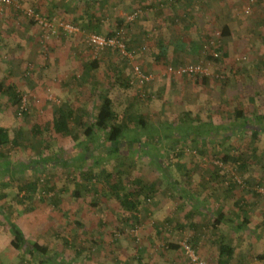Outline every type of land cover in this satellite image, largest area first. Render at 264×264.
I'll list each match as a JSON object with an SVG mask.
<instances>
[{
    "label": "rangeland",
    "instance_id": "374dc122",
    "mask_svg": "<svg viewBox=\"0 0 264 264\" xmlns=\"http://www.w3.org/2000/svg\"><path fill=\"white\" fill-rule=\"evenodd\" d=\"M248 1L196 0L197 3L190 10L191 12H221V14L231 12V28L233 30V36L231 34V72L234 71L236 74L231 73V112L223 113L224 122L226 124L229 122V126L232 127L226 128V131L223 133L219 132L215 135V132L210 131L208 134L209 130L215 129L216 124L210 123L209 125L203 124L198 126L200 121H202V117H204L203 109L202 107L199 108L198 103L194 105L190 104L192 107L197 105V107H194L196 108L194 110L188 109L194 111L191 112L193 115L190 117L184 114L186 108L183 105L179 108L177 104L175 108H170L171 112L169 115L165 114L168 119H166L164 114L161 115V118L156 117L153 105H157L159 102L151 96L148 98L142 97L137 91L138 89L130 86L128 76L131 74V68L128 64H121L120 61L123 59L119 55L112 53L108 55V57H114L115 59H103L106 56L101 57L100 62L102 65L91 73L83 75L86 80L88 79L87 81L84 79L80 81V76L82 75H78L76 77L77 83L74 82V84L78 85V88L81 86L80 89L83 92V97L88 102L87 108H92V104L98 102V97L104 94L112 96L115 110L119 114L123 113L126 106H130L132 115H142L147 119L148 125L151 126L150 130H152L149 134L154 133L157 141L160 140L156 147H153L149 142L145 145L148 146L145 152L149 153V155L122 153L111 160L105 159L104 166L109 171H114L118 174L123 172V174H120L122 176H125V173H127L131 177L139 178L144 184L157 183L160 186V190L162 188V191L165 190L167 192L162 197H159L161 191L158 192L159 194L156 196L157 200L158 198H166L165 202L169 200L172 202L173 207H184L177 212V218H175L176 215L172 219L169 218V220L173 221L171 224L168 223L167 219L163 220L162 223L157 222L152 217V210L155 204L151 205L150 202L137 215L142 220V224L137 225L139 227L138 235H131L130 229L134 227L128 228V226L133 219H127V222L122 220L126 213L121 210L117 202L111 200L108 194L99 198L100 200L97 202L95 208L92 207V203L97 201L94 194L85 193L80 198H75L72 195L74 188H77L78 185L75 180L68 182L66 174H71L72 170H75L73 169L74 165L70 163L63 164V168L59 170L56 158H53L48 164L44 162L42 169L38 168L37 173L36 168L40 166V163L37 161L33 163L31 160L32 158L40 159V157H37L39 149L36 152V146L29 145V149L23 148L20 153L10 149L5 153L4 158L0 157V189L4 184L9 182L8 174L14 170H23L21 165L25 164L23 165L26 172L25 176L33 177L36 175V177H39V191L33 195L32 201L23 202L22 195L16 198L17 191L13 186L10 185L4 188V192L9 196L15 197L17 201H13V203L15 202L14 204L17 207L12 208L10 206L12 197L10 199L8 197L4 201L0 199V264H33L27 258H25L26 261L21 262L19 256L22 255L24 257L26 254H20L18 250L11 246L9 229L11 223L16 224L21 229L25 239L29 242H39L48 246L52 252L55 251L58 254H62L66 260L73 259L77 264H138V258L142 260L141 264H169L168 257L176 260L178 264H189L182 248L178 251L165 248L170 243L180 246L183 239L186 238H188V242L193 246L199 257L207 262V264H213L217 257H219L220 242L229 244L238 253L244 252L247 255L250 262L242 260L239 263L264 264V258L261 257L264 254V121L259 124L256 120L254 121L255 116L264 115V0H256L252 10L246 13L244 12V8ZM22 3L27 4V6ZM147 3L148 5H144ZM149 3L154 4V1L141 0L140 5L135 9L125 6L111 8L108 12H104L105 15L107 14L108 20H106V23H103L104 28L101 30L102 32H95L102 35L113 34L118 29V26H116L118 19L124 16V20L127 21L128 16L138 12V15L132 22L127 21V26L129 27L126 30L124 29L125 32L127 31L126 35H124L128 41L132 40L136 37L134 30L142 23L140 28L144 26L148 31L145 32V35H147L145 42L142 40L143 37H136V45H132V48L137 51L140 50L141 52L138 51L140 53L138 55L139 59L144 58L148 62L147 59L153 58L149 52H153L145 48V44H147V41L153 39V30L150 31L146 28L145 23L150 21L147 19L149 16L156 13L152 8H144V6L148 7ZM203 3L206 4L204 8L203 5L205 4ZM31 4L32 2H21L23 8L29 7ZM158 6L162 7L160 4ZM164 9H166V6ZM166 11L172 12L168 7ZM6 14L9 15L8 12H3V19L4 17L6 19ZM2 15L0 14V18ZM17 20L19 21L18 26H16L17 23L9 25L10 23L1 22L0 20V79L5 78L6 72L9 71V68L5 67V69H2V66L6 65V62H9L11 57H14L11 54V50L16 51L11 46L7 49L6 40L16 39L20 29L25 28V23L23 24V21L18 18ZM23 20L27 21L26 18H23ZM114 28H116L115 31L113 30ZM12 31L13 33L11 34ZM82 39L83 44L78 45L76 49H78V52L82 51L84 55L83 58H78L83 64L85 59H89L94 54L92 53L91 55L88 52L90 51L89 46ZM38 54L39 56L42 55L40 51ZM46 54L48 55L47 51ZM68 54L74 59L77 57L74 51L70 50ZM198 54L196 50L194 54H191V57H187L191 60L185 61L200 62L199 59L202 57L198 56ZM177 55H179V52ZM145 61L144 65L140 61H137V63L145 67ZM205 61L209 60L205 58ZM31 64L33 66H28L31 69L27 68V71L33 75V73L38 72L40 66L34 62ZM82 64L80 67L83 71ZM167 65L166 70L169 66H176L174 64ZM32 70L33 72H31ZM168 77L173 79L179 78V76L172 74H168ZM2 83L6 82L2 81ZM176 86L177 84H174L171 88H175ZM196 90L197 94L195 95L201 97L205 89ZM208 90L210 94L211 89L209 88ZM16 91L20 97L26 96L30 103V109L26 116L24 114L20 117L17 114V109L15 110V106L6 103L8 105L0 107V123L7 124V128L12 135L14 129L17 128L22 131L26 140H32V127L34 125H40L42 128L47 127L53 120V110L58 105L51 106L50 104H45L43 108L38 109L37 107L40 106L38 102L42 101L43 103L45 90L40 91L43 94L41 96L37 92H23L20 88ZM249 96H252L250 100L248 99ZM49 98L50 95L47 100ZM210 98L212 97L210 96ZM3 99L6 100L4 96L0 95L1 104L4 103ZM124 99H126V102ZM60 105L63 106V104ZM241 107L247 113L244 120L237 121L233 117V109ZM198 108L201 112L197 113L195 111ZM4 109H6L5 112ZM178 113L181 114L179 115ZM194 113H196V117L193 120ZM91 119L92 116H87L84 121L88 124ZM245 121H249L251 125L247 126L242 132H235V134L234 130L238 131L239 129H234L233 124L241 125ZM255 129L260 132L258 140L253 141L251 131ZM44 132L45 138L43 140L46 144H44L45 147L42 148L40 156L45 157L51 152L54 153L62 150V156L64 155L65 158L74 161L78 159L79 153L82 154L80 148L78 147L77 149V145L75 146L72 138L55 135L53 132ZM78 132H82V128H79ZM188 132L204 136L198 138L200 141L201 139L206 140V138H209V142L203 147H201L200 141L195 145L191 142V138L186 136ZM232 134L235 135L231 137ZM224 135H229L230 137L226 138ZM130 138L128 136L122 140V149L139 145V142H135L136 139L132 140ZM81 140H83V137ZM86 148H90L91 150L93 148L92 155L95 156H98L101 151L99 148L96 150V146L94 147L91 144H88ZM223 149H226L230 155L231 153L235 155L245 153L243 162H245L246 168L236 169L231 161L226 165L220 166L217 159L212 160L209 157L212 150L223 151ZM28 159L32 162L27 161ZM19 161L23 163L14 166ZM2 162H7L6 164L10 162L12 166H7L6 169L8 170H6L5 166L1 165ZM45 165L48 168H45ZM17 166L19 169L16 168ZM45 182L47 183V189L53 188L50 195H45L40 191L46 189L43 186ZM170 185L171 188L169 187ZM169 196L170 199H167ZM52 197L56 198L59 203H54L53 205V202H51L53 200ZM5 203H9V205ZM203 203L211 205L213 203L223 206L228 215L225 216L226 219L224 220L228 225L217 232L218 236H222L212 242H216L214 246H211L213 244L207 245L209 240L203 243L200 242L201 239L197 237L199 233L207 235L209 233L208 230H212V218H207L206 215L200 214L199 217L203 220L205 228H198V232H195L194 228L189 225L186 226L183 222L185 214L190 213L192 210L193 212H197L198 209L202 208L201 205ZM193 205L196 208L192 209ZM216 205L213 206L215 209L212 207V214H215L213 218L218 216ZM245 214L250 218V225L246 226V230L242 229L239 231L236 226L242 222ZM148 216L149 219L146 220L145 218ZM155 221L156 224H161L159 235H156L154 230ZM187 222H190V220ZM77 223L82 224V226L79 227ZM123 225H127V227ZM122 227H124L123 230ZM148 228L152 232L150 237L144 234ZM115 233L118 236L116 239L113 236ZM63 239L75 242L78 245L88 246L90 249L84 251L79 258H72L73 252L71 250L73 249L66 250V245H63ZM145 239H148V241ZM201 247L204 248L201 249ZM156 258L159 260H156ZM35 264L38 263L36 262ZM228 264H231V259Z\"/></svg>",
    "mask_w": 264,
    "mask_h": 264
},
{
    "label": "crops",
    "instance_id": "0c3cea01",
    "mask_svg": "<svg viewBox=\"0 0 264 264\" xmlns=\"http://www.w3.org/2000/svg\"><path fill=\"white\" fill-rule=\"evenodd\" d=\"M19 1L25 3L32 2V5H29V7L34 6L33 8H36L37 12L42 16L49 18H58L63 21L70 22L78 26L84 32H90L94 30L100 32L104 28L103 23H106V20H108L107 14L105 15L104 12H108L109 10H111V8H117L119 6L131 7L135 9L140 5L141 0ZM153 1L154 4L149 3L148 7L144 6V8H152L153 11L156 12L149 16L147 19H149L150 21L145 23L146 28H148L150 31L153 30V39L147 41V44H145V48H148L149 51L151 50L153 52H149V54H151L153 58L147 59L148 62H146L144 58L139 59V57H137V61H140L141 64L143 63V65L145 61V67L142 65L143 70H145L147 73L154 74V76L156 77L155 81L147 84L145 87V91H147L153 99L159 102L157 105H153L156 117L161 118V115L163 114L164 116L169 115L171 112L170 108H175L176 104L177 106H179V108L181 107V105H183L186 110H194L196 109L194 107H197V105L192 107L190 104L194 105L195 103H198L199 108L202 107V112L204 113V117H202L200 125H209L210 123L216 124L217 126L223 125L225 123L223 120V113L231 112V73L236 74V72L234 71L231 72V31L233 36V30L231 28V12H224V14H221V12H191L190 10L193 8V5L189 9H187V7L185 6V3L188 0H185L186 2H184L183 0L184 4L182 3L181 5L175 3L171 4V2H169L168 0ZM192 1H195V3H197L196 0ZM158 4L162 5V7L160 8ZM23 5L27 6V4ZM144 5H148V3ZM165 6L166 9H164ZM204 6H206V4L203 5V8ZM157 7L159 8L157 9ZM167 7L170 8L172 12H167ZM188 10L189 12H187ZM3 12L9 13V15L6 14V19L5 17L3 19ZM159 12L162 13L159 14ZM0 14L2 15V17L0 18L1 22H8L10 23L9 25H15V23H17L16 26H18L19 21L17 20V18L23 21V24L25 23V28L20 29L19 32L17 31L18 35L16 39L6 40V42L8 43H5L7 49L11 46L12 48H15L16 51H14L13 49L11 50V54H13L14 57H11L10 61L6 62V65L4 64L2 66V69H5L6 67L9 68V71L6 72L5 78L0 79V84H2L5 89L14 86L16 90L20 88V90H22L23 92H37L39 94L40 91L45 90L43 103L42 101L38 102L40 103V106L37 107L38 109L43 108L45 104H50L51 106L58 105L57 107H60V104H63L66 106V108L69 106L80 111L85 109L88 102L85 101L86 98L83 97V92L80 89L81 86L79 85L80 87L78 88V85L74 84V82L77 83L76 77L78 75L80 76L82 73L80 67L82 62L78 58H83L84 55L82 54V51L78 52V49H76V47L83 44L81 41L83 35H67L66 33L60 32L59 34L50 36L47 32H44V30L35 22L28 19L23 14L22 10L6 8L0 11ZM23 18H26L27 21L23 20ZM121 19L123 20L124 16L121 17ZM221 22L222 24H220ZM141 24L138 25L137 29L134 31L136 37H143L142 40L145 42V37L147 36L145 35V32L148 31L144 28V26L140 28ZM225 28H228L230 34L223 36V31ZM115 29L116 28H114L113 30L115 31ZM12 33L13 31L11 32V34ZM136 37L129 41V47L132 48V45H136ZM210 41L216 43L217 51L221 53L220 59L209 60L210 76L206 77L205 79L201 77L197 79L191 77H179L173 79L168 77L165 69L168 66L167 64H174L177 66L187 63L185 60H191L187 57H191V54H194L196 50L199 53L198 56L202 57L199 60L205 61V56H203L202 48ZM222 46H224L226 49L225 56H223V51H221V49H223ZM20 50H22V52H20ZM70 50L74 51V54L77 55L76 59L72 58L68 54V51ZM39 51L42 53L41 56H39L38 54ZM46 51L48 52V55L46 54ZM88 52L92 55L91 51ZM178 52L179 55H177ZM109 54L110 53L106 54V57H103V59H115L114 57H108ZM88 57L90 56L88 55ZM90 58L92 59L93 55ZM90 58L85 59L82 67H84L87 62H91L93 60H90ZM32 62L40 66V68H38V72L33 73V75L29 71H27V68H29L28 66H33L31 64ZM120 62L121 64H128L130 66L131 74H129V76L127 75L129 78V84L131 87L138 89L135 81V75L133 73L132 64L126 60H122ZM100 64L102 65L101 62ZM30 69L31 68H29V70ZM31 72H33V70ZM217 74H221L223 78L217 79ZM2 81L6 83H2ZM174 84H177V86L175 88H171V86H173ZM209 88L211 89L210 94L208 90ZM196 89H205L201 97L195 95L197 94ZM137 91L140 95H142L140 89ZM0 95L4 96V98L6 99H3L4 103H0V107L2 105H8L6 103H9V105L13 104L12 101L9 100V97L5 94V91L4 93L0 91ZM41 95L43 94L40 93V96ZM49 95L50 98L47 100ZM210 96L215 99L210 98ZM251 98L252 96L248 97L249 100ZM124 101L126 102V99H124ZM14 106L16 110L17 106ZM199 108L195 112H201ZM193 110H191V112H194ZM5 111L6 109H4V112ZM178 114L180 115L181 113ZM194 117H196V113H194L193 119ZM166 119H168L167 116ZM227 124L230 125L229 122H227ZM0 126L7 128V124H4L3 122L0 123ZM163 194V192L160 193L159 197H162ZM165 199L158 198L157 202L154 203L155 205L153 206L152 217L155 218L157 222L159 221L162 223L163 220H169V218L172 219L175 217V215V218H177V212L184 208H176L175 206L173 207L171 204L172 202H170L169 200L165 202ZM167 199H170V196L167 197ZM215 205L216 204L213 203L212 205L203 203L201 205L202 208L200 210L198 209L197 212H193L192 210L190 213L185 214V218H183L184 224H186V226L195 225L194 229L200 227L205 228L203 220L199 217L200 214L206 215L207 218H212L213 224L217 219V217L213 218L215 214H212V207ZM216 206L218 208V216L219 214H223V220L221 221V224L215 226L216 229L214 228V226H212V230H208V235L199 233L197 236L201 239L200 242L202 243L209 240L207 245L213 244L211 246H214L216 244V242L212 243L213 241L219 239L220 236H222H218L217 232L220 231L221 228L228 225L224 221L226 219L225 216H228L226 211L224 210L225 207L223 208V206L220 205ZM194 208H196L195 205L192 206V209ZM190 214H192L193 216H190ZM188 217L190 219V222H187L189 220H187ZM145 219H149V216ZM148 229L144 232V234L146 236L149 235L148 237H150L152 235V232L150 229ZM154 230L156 235H159V233L161 232V229L159 230L155 227ZM214 236L216 237L213 238ZM145 240L148 241V239ZM202 248L204 247H201V249ZM261 257L264 258V254H262ZM156 260L159 259L156 258ZM242 260L250 262L244 252L238 253L236 250H234V254L231 256V264H242L239 263ZM168 262L169 264H178L176 260H173L169 257ZM216 263L223 264L221 263L219 257H217L216 261L213 262V264Z\"/></svg>",
    "mask_w": 264,
    "mask_h": 264
},
{
    "label": "trees",
    "instance_id": "16d2710c",
    "mask_svg": "<svg viewBox=\"0 0 264 264\" xmlns=\"http://www.w3.org/2000/svg\"><path fill=\"white\" fill-rule=\"evenodd\" d=\"M171 2V4H179L186 2L184 0H168ZM195 1L188 0L185 3V6L187 9L191 8L192 5H194ZM32 5V4H31ZM31 7V6H30ZM34 7V6H33ZM31 7L33 10H36V8ZM161 11V10H160ZM189 12V10H188ZM162 12H159V14ZM67 22V21H65ZM70 23V22H68ZM126 21L123 19H118L117 26L118 29L113 34H109L108 36H114L117 33H119L120 30H126L129 26ZM94 30L93 32H95ZM127 31H124V34L126 35ZM230 32L228 28H225L223 31V36L229 35ZM232 34V31H231ZM125 37V36H124ZM84 39V38H83ZM125 42L127 46L129 47V41L125 37ZM223 49V56L226 54V49L224 46H222ZM129 49H132L129 47ZM204 49V47L202 48ZM89 50L94 54L93 60L90 62H87L84 67L83 71L81 73L82 76H80V81L86 80L83 75H87L91 73L93 70L98 69V67L101 66L100 59L101 57L105 56V54L112 53L115 55H119L118 51L114 48H107L103 50L102 52L95 53L92 48L89 47ZM120 56V55H119ZM121 57V56H120ZM123 58V57H121ZM207 60L214 59L210 54H207L205 56ZM124 60V58H123ZM126 60V59H125ZM127 61V60H126ZM145 71V70H144ZM199 77H196L197 79ZM206 77H204L205 79ZM220 79V78H217ZM88 80V79H87ZM86 80V81H87ZM0 91L4 93L9 97V100L12 101V105H16L18 107L20 103V96L18 92L16 91V88L14 86L4 88L2 84H0ZM143 94V93H142ZM146 98H148L150 95L146 91L145 95ZM115 103L111 96L101 94L98 97V102H95L92 104V108H85L83 110H77L72 107H67L65 105H61L60 107H57L54 109L53 112V120L51 123L45 127L42 128L40 125H34L31 130L32 140H26L24 137L22 131L20 129H14L13 135L9 132L8 128H4L0 126V157L4 158L5 153L8 152L10 149L15 152H21V149H29V145L36 146V152L37 157H40L39 160L32 158L31 160L34 162L40 163V166H37L36 172L38 173V168L42 169L44 162L47 164L52 161L53 158H56V163H58L57 168L60 170L62 169L63 164H72L74 165L75 170H72L71 174H66L67 181L73 182L74 180L77 182L78 187L74 188L72 195L75 198H80L83 196V194H94L97 201H94L92 203V207L95 208L97 206V202L100 200L99 198L103 197V195L108 194L112 201L117 202L118 205L121 207V210L126 213V215L123 216L122 220L127 222V219H133L131 223H129L128 228L136 227L137 225L142 224V220L138 218V214H140L144 206L149 205L151 202V205L157 202L156 196L159 194L158 192L161 191L164 194H167V192L164 190L162 191L159 189V185L157 183H150V184H144V182L139 178L131 177L130 175H127L125 173V176H122L120 174H123L121 172L120 174L116 172L109 171L105 168L104 160H111L112 158L117 157V155L120 156V154H140V155H149V153H146V149L148 148L147 143L149 142L153 147H156L159 144V141H157L156 136L154 133L149 134L152 132L151 126L148 125V121L145 117L142 115H132L130 110V106H126L123 113L119 114L115 110ZM233 117L237 121L244 120L245 115L247 111L244 108H235L233 109ZM27 114V113H26ZM25 114V116H26ZM185 116L190 117L191 111L186 110ZM87 116H92V119L87 124L84 120H86ZM194 120V119H193ZM257 121L259 124L260 122L264 121V115H257L254 118V121ZM249 121L243 122L241 125H235L233 124L234 129L238 128V131L234 130V133L236 132H242L244 129L247 128V126L251 125ZM203 125V124H202ZM200 126V124L198 125ZM197 127V126H195ZM229 126L228 124H223L216 126L214 130H209L215 132V135L219 132L223 133L226 131L225 129ZM79 128H82V132H78ZM261 129V127H260ZM81 130V129H80ZM44 131L53 132L55 135H60L62 137H70L75 142V146L77 145L80 148V151L82 152L78 154V159H75L74 161L69 160L64 157L63 151H57L54 153H50L48 156L42 157L40 156V153L42 151V148H44ZM150 131V132H149ZM259 130L255 129L251 131V137L253 141L258 140L259 138ZM235 133V134H236ZM235 134H232L231 137ZM185 135V134H184ZM130 136L132 140H135L136 143L139 142L138 146H132L125 149H122L121 144L123 143L122 140L126 137ZM153 136V137H152ZM186 136L191 138V142H193L195 145H197L198 138L204 137L201 135H194L193 133H186ZM226 138H229V135H224ZM83 137V140L81 138ZM211 139V138H210ZM209 138H206V140L201 139V147H203L208 141ZM143 142V144H142ZM91 144L94 147L96 146V150L101 149L98 156L92 155V150L90 148H86L88 144ZM87 144V145H86ZM86 146V147H85ZM9 147V148H8ZM21 147V148H20ZM231 149V148H230ZM103 150V151H102ZM137 153H136V152ZM233 152V151H232ZM59 153V154H58ZM58 154V155H57ZM245 153H240L238 155H235L234 153L228 154L226 149L222 150H216L213 151L209 155L211 159L218 161V163L221 165L227 164L228 162H232L234 167L236 169H245V162H243V156ZM44 160V161H43ZM23 161V160H22ZM29 161V159L27 160ZM29 161V162H32ZM242 161V164H241ZM42 162V163H41ZM7 162H2L1 165L5 166L6 169L7 166L12 164L9 162V164H6ZM23 162H16L14 164H20ZM45 163V164H46ZM159 163V162H157ZM25 164H22L23 170H14L10 172L9 175V182L7 184H4L3 187L0 189L1 195L0 199H3V201L9 197V199L12 196H9L6 192H4V188L6 186H13L14 189L17 191L16 198L21 197L24 201H32L33 195L38 193L39 189V177H36L34 175L33 177L25 176V167L23 166ZM45 168H48L45 165ZM8 170V169H6ZM77 171V172H76ZM9 172V171H7ZM25 174V175H24ZM47 182V180H46ZM44 183V188L47 189L46 184ZM236 183V182H234ZM166 187V186H165ZM171 188V185L169 186ZM173 188V187H172ZM40 190L45 195L51 193L53 191V188L47 189V190ZM164 189V186H163ZM169 189V188H168ZM23 193V194H21ZM54 197V196H53ZM52 197V198H53ZM13 201H17L15 197L11 198L10 206L12 208L17 207L16 204L13 203ZM51 202L59 203L56 198H53ZM8 204L9 203H5ZM238 206H240L238 204ZM244 210V209H243ZM190 216H193L190 214ZM223 214H219L217 216L216 221L212 224L214 228L215 226L220 225L221 221L223 220ZM189 219V217L187 218ZM225 219V218H224ZM190 220V219H189ZM169 221V220H168ZM173 222V221H172ZM171 220L168 222L169 224L172 223ZM79 227L82 226V224L77 223ZM154 226L156 229H160V223L156 224L154 222ZM250 225V218L245 214L244 218L242 219V222L239 223L236 227L238 230H246L247 227ZM124 227H127V225H123ZM183 226V225H182ZM195 225L190 226L194 228ZM122 227V230L124 229ZM246 227V228H245ZM10 236H11V245L14 249L18 250L20 254L24 253L26 256L20 255V261H26L25 258L29 259V261H32L33 264L36 262L38 264H77L75 260H66L62 254H58L55 251H51L48 246H45L43 244H40L39 242H29L25 239L23 232L21 229L15 224H10ZM202 229V228H201ZM195 232H198V228L194 229ZM123 232V231H120ZM209 233H207L208 235ZM215 235V234H214ZM114 239H116L118 236L116 233L113 235ZM217 236V235H216ZM64 244L66 245V250H71L73 252V257H80L84 251L89 250L90 247L84 246L81 244H76L75 242L69 241L67 239H63ZM92 245V244H91ZM166 249L178 251L180 250V246L177 244H167ZM65 250V249H64ZM234 254V249L231 245L220 242L219 244V258L221 263L228 264L231 256ZM138 264L142 263V260L138 258L137 261Z\"/></svg>",
    "mask_w": 264,
    "mask_h": 264
},
{
    "label": "built area",
    "instance_id": "2783aa9c",
    "mask_svg": "<svg viewBox=\"0 0 264 264\" xmlns=\"http://www.w3.org/2000/svg\"><path fill=\"white\" fill-rule=\"evenodd\" d=\"M256 3V0H249L247 5L244 8V12L249 13L252 10V7ZM6 8H14L15 10H22L23 14L38 26H40L44 32H47L50 36L54 34H59L60 32L66 33L67 35L82 34L85 42L90 48L94 50L95 53L102 52L107 48H114L118 51L119 55L126 59L133 66V73L135 75V81L138 90H141V96H144L146 91L145 87L147 84L156 80V77L152 73H147L143 70L141 64H138L136 59L140 54L135 49H129L125 42L124 30H120L114 36L102 35L97 32H84L78 26L65 22L58 18H49L42 16L31 7L23 8L19 0H0V11ZM138 15V12L128 16V22H132L135 17ZM46 33V34H47ZM47 34V35H48ZM141 52V51H140ZM203 54L206 56L210 54L214 59H220L221 53L217 51L216 43L213 41L208 42L203 49ZM210 62L209 61H200V62H187L177 66H169L166 70L167 74H172L179 77H208ZM217 78L222 79L221 74H217ZM20 103L17 107L18 116H23L30 109V103L26 96L20 97ZM52 99V97H51ZM139 227L136 226L130 229L131 235H138ZM181 248L184 250L186 258L188 259L189 264H207L199 255L196 253L193 246L188 242V238L183 239V242L180 244Z\"/></svg>",
    "mask_w": 264,
    "mask_h": 264
}]
</instances>
